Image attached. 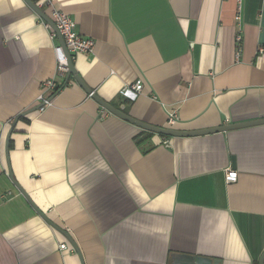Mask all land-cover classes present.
<instances>
[{"label":"crops","instance_id":"0c3cea01","mask_svg":"<svg viewBox=\"0 0 264 264\" xmlns=\"http://www.w3.org/2000/svg\"><path fill=\"white\" fill-rule=\"evenodd\" d=\"M56 2L95 42L77 74L133 119L185 132L264 119V0ZM57 46L24 0H0V264H260L264 125L149 136L66 84Z\"/></svg>","mask_w":264,"mask_h":264},{"label":"built area","instance_id":"2783aa9c","mask_svg":"<svg viewBox=\"0 0 264 264\" xmlns=\"http://www.w3.org/2000/svg\"><path fill=\"white\" fill-rule=\"evenodd\" d=\"M34 4L37 6L38 10L40 9L42 13L46 14V16L52 20V23H54L62 36L64 43L68 49V53L72 57V60L74 57L78 54H86L93 52L95 48V42L92 39L85 38L81 36L77 30H76V24L75 22L67 15L65 14L61 9L58 8L56 0H32ZM241 13H242V7H239V14L237 15V20H241ZM42 22L45 24V26L50 30L51 35L53 38H56V33L54 30L43 20ZM240 40V38H239ZM56 59H57V68L59 73H67V59L63 52V49L61 46H57L55 48ZM44 87L46 90L51 91L56 88V83L54 80L48 81L44 84ZM143 90V84L141 81H138L135 85L130 86L128 88H125L123 91L125 93H133V94H139ZM40 101L43 102L42 107L40 110H43L44 107L48 106L49 101H47L44 96H40ZM169 125H173V123L176 122V112L172 111L169 113ZM238 172L235 170H232L228 168L225 171V182L228 185L234 184L236 181H238ZM60 249L67 250L68 247L66 245L60 246Z\"/></svg>","mask_w":264,"mask_h":264},{"label":"water","instance_id":"95a60500","mask_svg":"<svg viewBox=\"0 0 264 264\" xmlns=\"http://www.w3.org/2000/svg\"><path fill=\"white\" fill-rule=\"evenodd\" d=\"M24 1L29 6V8L39 18H41L45 23H47L56 33V36L60 42V46L63 49V52H64L66 59H67L66 84L69 82V79L74 78L75 81L77 82V84L83 88L85 93H87L89 96H91L92 99H94L99 104V106H101L104 110L110 112L111 114H113V115H115V116H117L123 120L125 119V121L130 122L131 124L141 128L144 131H147V132H150L153 134H157L160 136H165V137H195V136L209 135V134H213V133H223V132H228V131H232V130L245 129V128H249V127H256V126L264 125V119H260V120L250 121V122H242V123H238V124L221 126L219 128H214V129L185 132V131L176 130L172 127H168V128H160V127H155V126L151 127V125H148V124H145L143 122H140L138 120L133 119L132 117H130L129 115H127L124 112V107H121L120 109L114 108L112 105L108 104L107 102H105L101 98H99L96 94H94L93 90H91L90 88H88L86 86V84L83 82L81 77L77 74L75 67H74L72 57L68 53V49L64 43L62 36L58 32L56 26H54L55 24L52 23V20H50L46 16V14L42 13V11L40 9L38 10L37 6L34 4V2L32 0H24ZM41 107L42 106H39V107L34 108L30 111L22 113L20 116H18L16 118L15 122L17 123L21 118L25 117L26 115L40 110ZM11 133H12V131H10V133L8 134V140L10 139ZM54 227L57 230L61 231L65 236H67L68 239H70L67 233L63 232L61 229H59L56 226H54ZM70 242L74 246V242L72 240H70ZM260 264H264V255L262 256V258L260 260Z\"/></svg>","mask_w":264,"mask_h":264},{"label":"trees","instance_id":"16d2710c","mask_svg":"<svg viewBox=\"0 0 264 264\" xmlns=\"http://www.w3.org/2000/svg\"><path fill=\"white\" fill-rule=\"evenodd\" d=\"M148 135L150 136V135H152L151 133H148ZM164 138H169V137H165V136H163Z\"/></svg>","mask_w":264,"mask_h":264}]
</instances>
